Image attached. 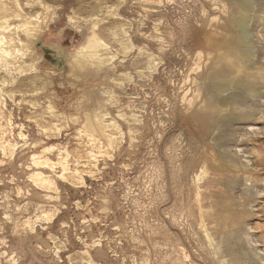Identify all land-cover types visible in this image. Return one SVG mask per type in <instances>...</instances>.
<instances>
[{
	"label": "rangeland",
	"instance_id": "1",
	"mask_svg": "<svg viewBox=\"0 0 264 264\" xmlns=\"http://www.w3.org/2000/svg\"><path fill=\"white\" fill-rule=\"evenodd\" d=\"M0 41V264H264V0H0Z\"/></svg>",
	"mask_w": 264,
	"mask_h": 264
},
{
	"label": "bare ground",
	"instance_id": "2",
	"mask_svg": "<svg viewBox=\"0 0 264 264\" xmlns=\"http://www.w3.org/2000/svg\"><path fill=\"white\" fill-rule=\"evenodd\" d=\"M247 3H249V4H251L252 3V0H245ZM50 19V18H49ZM49 19H46L47 21L49 20ZM46 20H44V21H46ZM43 21V22H44ZM46 21V22H47ZM50 21H51V19H50ZM49 21V22H50ZM45 22V23H46ZM44 23V24H45ZM38 24V23H37ZM36 24V25H37ZM40 24V23H39ZM38 24V26H41V25H39ZM243 24V23H242ZM33 25V24H32ZM48 25V24H47ZM46 25V26H47ZM34 27H35V25H33ZM43 26V25H42ZM42 26H41V28H42ZM6 27V26H5ZM21 27V26H20ZM48 27V26H47ZM26 28V27H25ZM37 28V27H36ZM35 28V29H36ZM46 28V27H45ZM44 28V29H45ZM6 29V28H5ZM31 29H33L32 27H31ZM30 29V30H31ZM43 29V28H42ZM44 29L42 30V31H44ZM27 30H28V27H27ZM24 31V30H23ZM33 31V30H32ZM31 31V32H32ZM27 32V31H26ZM33 32H35V30L33 31ZM8 33H9V31H8ZM11 34V33H10ZM34 34V33H33ZM41 35V34H40ZM33 37H34V35H32ZM240 38H241V40L242 41H244L245 43L246 42H248V40H249V35H248V33H247V25L244 23L243 25H242V27H240ZM30 37V36H29ZM35 37H36V34H35ZM94 39V38H93ZM35 40V39H34ZM36 40H38V39H36ZM36 40H35V43H36ZM2 41V40H1ZM1 41H0V46L5 42V39L3 40L4 42H2V44H1ZM34 42V41H33ZM91 42V41H90ZM6 43V42H5ZM5 43H4V45H5ZM4 45H2V46H4ZM2 46H1V48H2ZM6 46H7V43H6ZM13 45H10L9 47H12ZM5 47V46H4ZM8 47V48H9ZM6 48V47H5ZM8 48H7V50H8ZM17 48V47H16ZM14 49V47L8 52H6L9 56H10V59L11 60H14V61H16L14 64H15V68H16V66H18L17 67V69H18V71H20V70H23V66L22 65H17L18 63H17V60L19 59V61H20V59L21 58H24V57H26L27 56V53L28 52H31L32 50H31V45L29 46H26V44H22V47L18 50V48H17V52L19 53H17L18 55H14V53H13V51L15 50H13ZM3 50H5V49H3ZM31 50V51H30ZM85 51V53H83ZM33 52V51H32ZM83 54H85V55H83L84 56V58L91 64L92 62H94L95 60H98L99 61V55H98V51H97V48H96V44H91V45H88L86 48H84L83 49ZM9 56H8V58H9ZM19 56H20V58H19ZM5 57V56H4ZM79 61V60H78ZM9 62V61H8ZM97 62V61H96ZM32 68V67H31ZM23 73V72H22ZM24 74V73H23ZM121 116V115H120ZM89 122H90V125H91V127L94 129V131H97V132H101L102 134L103 133H105V128L103 127V126H101L99 123H98V121L96 120V118L94 117V116H92V117H89ZM35 163L39 166L40 164H46V165H49V159L48 160H45V161H43V162H41V161H35ZM35 165V164H34ZM36 165V166H37ZM51 165V164H50ZM66 167V166H65ZM66 170V169H65ZM64 170V171H65ZM65 173V172H64ZM63 176H64V174H62ZM35 180H36V182H37V184L38 185H50L49 187H54L53 185H52V182H50L51 180L49 179V178H47V177H45L44 176V174L43 173H38V174H36L35 175V178H34ZM36 184V183H35ZM47 185V186H48ZM47 221V220H46ZM204 227V226H203Z\"/></svg>",
	"mask_w": 264,
	"mask_h": 264
}]
</instances>
